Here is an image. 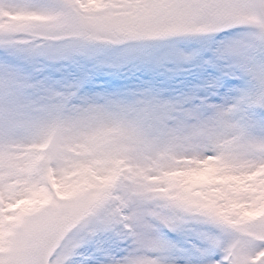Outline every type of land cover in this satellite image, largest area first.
<instances>
[{
	"label": "snow or ice",
	"instance_id": "snow-or-ice-1",
	"mask_svg": "<svg viewBox=\"0 0 264 264\" xmlns=\"http://www.w3.org/2000/svg\"><path fill=\"white\" fill-rule=\"evenodd\" d=\"M89 262L264 264V0H0V264Z\"/></svg>",
	"mask_w": 264,
	"mask_h": 264
},
{
	"label": "rangeland",
	"instance_id": "rangeland-1",
	"mask_svg": "<svg viewBox=\"0 0 264 264\" xmlns=\"http://www.w3.org/2000/svg\"><path fill=\"white\" fill-rule=\"evenodd\" d=\"M121 254H123V253H121ZM89 264H91V262H89Z\"/></svg>",
	"mask_w": 264,
	"mask_h": 264
}]
</instances>
